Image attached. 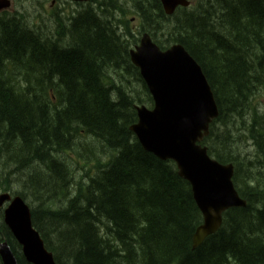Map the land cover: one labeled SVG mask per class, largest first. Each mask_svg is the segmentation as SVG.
Segmentation results:
<instances>
[{"label": "trees", "instance_id": "trees-1", "mask_svg": "<svg viewBox=\"0 0 264 264\" xmlns=\"http://www.w3.org/2000/svg\"><path fill=\"white\" fill-rule=\"evenodd\" d=\"M149 1H134L137 35L182 44L201 64L220 112L202 144L234 164L247 204L193 249L203 215L190 183L130 130L135 106L153 98L130 58L139 38L123 7L122 18L112 13L115 0L56 14L49 31L0 13L1 190L31 201L57 264H264V0L199 1L173 15ZM4 240L29 264L0 207Z\"/></svg>", "mask_w": 264, "mask_h": 264}, {"label": "water", "instance_id": "water-1", "mask_svg": "<svg viewBox=\"0 0 264 264\" xmlns=\"http://www.w3.org/2000/svg\"><path fill=\"white\" fill-rule=\"evenodd\" d=\"M161 2L168 14L179 5L189 4L188 0ZM11 5V0H0V11ZM130 57L154 100L152 108L136 106L138 121L130 129L144 149L162 160H173L180 176L191 184L203 214V222L193 236V249L197 248L221 227L226 210L247 204L235 188L234 165L213 159L200 143L219 116L213 89L199 62L181 44L163 50L145 33ZM0 207L26 260L31 264H57L33 226L26 201L19 195L3 193ZM0 256L3 264H19L7 241L0 242Z\"/></svg>", "mask_w": 264, "mask_h": 264}, {"label": "rangeland", "instance_id": "rangeland-1", "mask_svg": "<svg viewBox=\"0 0 264 264\" xmlns=\"http://www.w3.org/2000/svg\"><path fill=\"white\" fill-rule=\"evenodd\" d=\"M107 1V0H106ZM116 3H119V0H115ZM134 1L138 3V0H133V1H127L128 4L125 2H122V4H118L119 7H123L125 9H130L132 11V5L134 4ZM198 1V0H196ZM208 0H200L201 2H205ZM150 2V1H149ZM13 10L11 11H21L23 12V20L28 23L29 25L37 23L38 25H41L44 30L49 31V28H56L57 25L56 22L53 20L54 18V12L57 10L61 14H67L68 12H72L74 10H80L84 8V5L80 4V8L74 3V2H69V0H13ZM106 2L103 1L104 9H107L105 7ZM208 10V9H207ZM209 11V10H208ZM98 12V10H97ZM121 10L119 8V13L117 14L119 18H122V15L120 14ZM210 13V11H209ZM120 14V15H119ZM129 18L131 19L130 26L132 30H135L136 28H140V19L139 17H136L135 14H129ZM133 19V20H132ZM152 24H153V18ZM64 24L62 21H59V24ZM197 32L203 33L204 32V27L196 28ZM122 29L119 28V32H121ZM41 32H39L40 34ZM38 34V35H39ZM41 35V34H40ZM39 35V36H40ZM44 36V33L42 32V35ZM45 37V36H44ZM14 76V75H13ZM12 76V77H13ZM264 94V92H262ZM264 100V96H263ZM97 141L92 140V143L95 144ZM77 174L82 175L83 171L82 169L78 168L77 169ZM19 179V178H18ZM16 189L19 187L18 185L15 186ZM1 187H0V193H1Z\"/></svg>", "mask_w": 264, "mask_h": 264}, {"label": "bare ground", "instance_id": "bare-ground-1", "mask_svg": "<svg viewBox=\"0 0 264 264\" xmlns=\"http://www.w3.org/2000/svg\"><path fill=\"white\" fill-rule=\"evenodd\" d=\"M68 1V0H67ZM161 1V0H160ZM69 2H74L76 5L77 4H86V1H83V0H69ZM119 4H122V2H126L125 0H122V1H120L119 0ZM162 3V2H161ZM78 6V5H77ZM79 7V6H78ZM9 10H13L11 7H9L8 8ZM4 13H6V12H4ZM17 13H20V14H22L23 12H21V11H11V15H13V14H17ZM70 13L71 12H68L67 14L65 13V14H60L57 10L54 12V17L55 18H53V20L55 21V19H56V14H59V15H70ZM112 13L113 14H115L118 18H119V16L117 15L118 13H119V5L118 6H116V10H114V11H112ZM24 14V13H23ZM18 15V14H17ZM120 19V18H119ZM56 22V21H55ZM122 29V28H121ZM123 30V29H122ZM140 31V29L139 28H136L135 30H132V33H134V34H136L137 35V33ZM122 32V31H121ZM147 32V31H146ZM148 33V35L151 37V39L153 40V42L155 43V44H157V45H159L154 39H153V36L149 33V32H147ZM144 35H145V32H143V33H140L139 35H137V37L139 38V41H138V43L136 44V45H134L133 47H132V49H135L136 48V46H138V44H140V42H141V39L144 37ZM174 45V44H173ZM173 45H171L170 47H168V48H166V49H163V48H161L160 47V45H159V47L161 48V49H163V50H167V49H170ZM131 49V50H132ZM189 52V51H188ZM142 79H143V77H142ZM144 80V79H143ZM145 82V81H144ZM146 84V83H145ZM146 86H147V84H146ZM148 88V87H147ZM220 113V112H219ZM76 172H77V170H76ZM235 185V184H234ZM235 188H236V186H235ZM237 189V188H236ZM238 191V190H237ZM194 195V194H193ZM194 199H195V197H194ZM196 201V200H195ZM26 203H27V205L29 206V208L31 209V213H32V207H31V201L30 200H26ZM197 203V202H196ZM198 205V204H197ZM198 229V228H197ZM196 229V230H197ZM45 242V241H44ZM54 255V254H53ZM24 258H25V256H23ZM0 258H1V256H0ZM1 260H2V258H1ZM25 260H26V258H25ZM27 261V260H26ZM28 262V261H27ZM18 263H19V260H18ZM29 264H31L30 262H28ZM2 264H3V261H2Z\"/></svg>", "mask_w": 264, "mask_h": 264}, {"label": "flooded vegetation", "instance_id": "flooded-vegetation-1", "mask_svg": "<svg viewBox=\"0 0 264 264\" xmlns=\"http://www.w3.org/2000/svg\"><path fill=\"white\" fill-rule=\"evenodd\" d=\"M120 1H122V0H120ZM126 2V4H128V2L127 1H133V0H125ZM150 1H153V0H150ZM152 13H153V9H152Z\"/></svg>", "mask_w": 264, "mask_h": 264}]
</instances>
